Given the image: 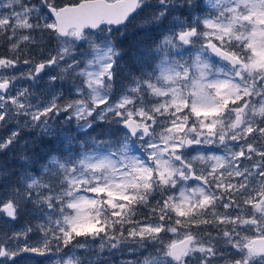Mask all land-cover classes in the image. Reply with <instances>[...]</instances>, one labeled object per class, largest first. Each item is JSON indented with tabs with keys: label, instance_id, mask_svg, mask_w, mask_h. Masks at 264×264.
I'll list each match as a JSON object with an SVG mask.
<instances>
[{
	"label": "snow or ice",
	"instance_id": "1",
	"mask_svg": "<svg viewBox=\"0 0 264 264\" xmlns=\"http://www.w3.org/2000/svg\"><path fill=\"white\" fill-rule=\"evenodd\" d=\"M146 8L159 38L122 50L114 32ZM35 32L56 44L39 61L20 47ZM0 36L14 54L0 56V151L21 125L62 145L0 196V218L30 203L41 233L0 234V264H109L102 253L125 251L121 264H264V0H0ZM53 68L63 75L49 86L72 77L69 98L33 104ZM60 114L78 134L61 137ZM105 123L122 135L81 138Z\"/></svg>",
	"mask_w": 264,
	"mask_h": 264
},
{
	"label": "rangeland",
	"instance_id": "2",
	"mask_svg": "<svg viewBox=\"0 0 264 264\" xmlns=\"http://www.w3.org/2000/svg\"><path fill=\"white\" fill-rule=\"evenodd\" d=\"M151 0H147L149 4ZM32 3H38L39 0H31ZM150 14V9L146 8L142 12L141 15H138L136 19L132 20L128 24V29H132L137 27L136 29H143L145 31L143 34L146 37L149 44H151L153 39H158V33L155 31L154 34H150L148 30H145V26L142 25L141 21L146 15ZM166 23V21H165ZM125 30H120L119 33L124 32ZM99 35V33H97ZM33 35L36 38L35 44H24L22 43L20 47H23V49L27 48L29 50L30 58H34L36 61L41 60L42 58L46 57L49 52H52L54 54V50L56 47L55 41L51 42V39L48 38V35L45 33L43 36L39 32L33 33ZM5 39V44L2 46V50H0V56H12L14 55L9 51L10 44L7 41L6 37H3ZM23 55V53L21 54ZM26 69H21V71H25ZM4 71V70H3ZM49 73L52 75H63L60 73L59 68H53L49 70H45V72L42 74V79L39 81V87H34L32 89L34 96L32 98V103L37 104L40 102H47L51 100L53 94H62L63 98L60 99L58 102L63 104L65 101L69 98L70 95V89L73 87V79L72 77L68 76L63 79H59L55 81L54 85L49 86L48 82V76ZM7 74V73H6ZM17 75L19 73H16ZM77 83L79 81H76ZM127 83L126 80H124L123 76L119 77L116 84V91L113 99L119 97L120 92L122 90V84ZM21 86H27V84L24 81H21L17 84V87ZM65 115L60 114L58 118H54L50 121V123L53 125L55 130L61 134V137L68 132L69 130L73 134H78V130L76 129V120L73 119L71 126H69L67 123H65ZM16 125L13 124L11 127H15ZM118 126L113 124L111 127H109L106 123L101 124L98 127H96L94 130L90 131L88 136L81 135V138L83 140L90 141V137L96 136L97 134L103 132L106 134L105 137L107 138V135H111L112 133H115L117 136L122 135L119 131H117ZM94 131V133H93ZM10 132V128H0V138L6 137ZM40 130L39 129H31V128H23L21 125L20 127V135L17 138V141L12 144L9 148L0 151V196H3L8 190L11 188L20 187L21 190H23L22 185L20 184L21 177L27 172L32 171L34 174H39V169L41 168V165L43 163L37 162L34 164H29V161H32L31 155H28L30 153L29 147L32 146L33 142L37 139L39 136ZM58 140V139H55ZM59 141V140H58ZM73 149L75 151H80V144L74 143L72 145ZM47 154H44V157H42V160L45 161ZM3 161H6L7 164L3 163ZM223 210V209H221ZM24 211L27 213L26 221L28 226H32V220L34 217L40 218L36 210L33 208V205L28 203L24 204L21 207L20 213ZM20 213L18 215V218L15 221H9L6 222L7 218H0V228L7 232V234L10 236L13 231H21L22 229H25L26 227L20 222ZM31 215V216H29ZM213 232L215 235V229H209ZM170 235V234H169ZM30 240L29 243H34L41 237V233L39 231H33L29 234ZM23 239V238H22ZM218 247H223V241H220L218 244ZM101 256L104 260H107L109 264H121V261L123 259H130L132 258L127 251H125L123 254L117 252L113 255H109V253L105 252L102 253ZM215 264H224L223 260H217Z\"/></svg>",
	"mask_w": 264,
	"mask_h": 264
},
{
	"label": "trees",
	"instance_id": "3",
	"mask_svg": "<svg viewBox=\"0 0 264 264\" xmlns=\"http://www.w3.org/2000/svg\"><path fill=\"white\" fill-rule=\"evenodd\" d=\"M152 5H154L156 3V0H151L150 1ZM150 9V13L154 10L152 8H148ZM141 13H139V15H141ZM169 19H171V17H169ZM167 23V21H166ZM132 28V29H128V28H123L121 27V29L125 30L122 33L119 32H114V37L121 42L120 47L122 50H128L129 49V45H133V44H140L143 43L145 45H148V41L146 39V37L144 36V32L143 29H136ZM155 31H149L150 34H154ZM48 35V34H47ZM48 38H50V36L48 35ZM5 44V39L2 38V36H0V48H2V46ZM21 49L23 50V47H21ZM2 50V49H0ZM1 53V52H0ZM130 55V52H129ZM24 58V54L21 55V59ZM126 60H128V56H125L124 60L121 61V63L123 64ZM94 133V131H93ZM62 147V145L60 144V142L58 140L49 138V137H40L38 136L37 139L35 140V142H33L32 146L29 147V151L30 153L28 155H31L32 157V161H30L31 164H36L37 162L39 163H44L45 161L42 160V157H44V154H48L52 149H60ZM3 163L7 164L6 161H3ZM159 198V195L157 194L156 199ZM156 199H153L151 201L152 205H155L156 203ZM138 216L137 219L142 218L143 216H145L148 213V209L147 208H138ZM27 213H25L24 211H22V213H20V222L25 226L28 227L26 221V217ZM31 216V215H29ZM40 218L34 217V219L32 220V227H33V231H38L35 226L36 224L39 222ZM4 233V231L0 228V234Z\"/></svg>",
	"mask_w": 264,
	"mask_h": 264
},
{
	"label": "water",
	"instance_id": "4",
	"mask_svg": "<svg viewBox=\"0 0 264 264\" xmlns=\"http://www.w3.org/2000/svg\"><path fill=\"white\" fill-rule=\"evenodd\" d=\"M113 27H118V26H113ZM1 71V70H0Z\"/></svg>",
	"mask_w": 264,
	"mask_h": 264
}]
</instances>
